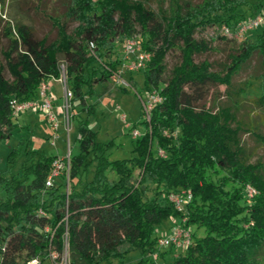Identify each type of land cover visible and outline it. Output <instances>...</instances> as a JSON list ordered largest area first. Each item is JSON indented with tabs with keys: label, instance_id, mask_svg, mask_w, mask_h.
I'll use <instances>...</instances> for the list:
<instances>
[{
	"label": "trees",
	"instance_id": "16d2710c",
	"mask_svg": "<svg viewBox=\"0 0 264 264\" xmlns=\"http://www.w3.org/2000/svg\"><path fill=\"white\" fill-rule=\"evenodd\" d=\"M156 2L154 9L149 0H67L61 12L48 16L52 38L35 36L20 20L0 25L7 39L0 50V139L14 126L11 101L34 99L40 82L61 75V65L72 92L68 117L75 116V101L93 108L85 97L92 84L112 79L121 64V52H114L127 38L148 52L140 69L146 86L161 96L148 118L142 110L145 130L134 138L130 158L109 160L106 143L83 119L79 151L50 185L45 181L56 154L25 148L18 163L19 149L9 152L7 168L0 170V264L41 263L52 252L57 264H124L133 249L141 256L127 264H152L150 256L163 253L153 231L167 218L204 228L200 236L189 230L190 241L168 264H264V160L254 158L242 137L264 144L258 121L244 109L250 102L264 114V29L242 36L216 68L205 57L195 60L212 48L211 38L197 33L216 25L220 38L228 35L222 29L246 18L237 8L247 0ZM69 22L75 25L69 28ZM172 49L178 59L167 69ZM254 54L260 70L234 81ZM217 84L224 99L206 105ZM181 189L191 200L178 210L169 194Z\"/></svg>",
	"mask_w": 264,
	"mask_h": 264
},
{
	"label": "rangeland",
	"instance_id": "374dc122",
	"mask_svg": "<svg viewBox=\"0 0 264 264\" xmlns=\"http://www.w3.org/2000/svg\"><path fill=\"white\" fill-rule=\"evenodd\" d=\"M156 1L149 0L150 5L154 9L157 7ZM163 1L166 3L167 0ZM66 2L67 0H5L3 6L0 5V25L4 20H10L11 22L20 20L31 25L35 36L52 38L55 36V29L52 27L48 16L53 15L54 12H61ZM259 2L262 4L259 6V9H264V0H247L246 4L237 8V12L243 14L245 17L251 16L255 11L259 10L257 8L253 9ZM262 19H264V14H262ZM73 25H75V22H69V28ZM261 29H264V20H262V23L256 29L246 32L245 35L251 37L255 31ZM220 33V28L216 25L205 27L197 33L198 36L205 37L206 39L211 38L212 48L205 53L195 55V60L205 57L217 68L221 62L227 59L229 53L236 50L238 44L243 39L242 37L237 38L232 34L220 38ZM6 44L7 39L0 30V50ZM122 48L123 45L114 53H120ZM177 59V50H169L165 58L166 68L169 69ZM0 60H2L1 54ZM259 70L258 57L254 54L234 76V81L243 80L245 77ZM5 75L9 76L7 71H5ZM122 77L130 83L127 89L120 88V85L116 84L113 79L92 84L93 90L86 95L85 102L93 104V108L88 110L83 107L81 102L75 101L76 103L72 108L75 116L68 117V119H66L64 109L62 108L64 103L63 87L60 82H53L51 91L54 100L51 110L58 122L57 127L55 128L47 120V109L40 108L39 106L13 113L11 118L14 126L11 134L7 138L0 139V170L7 168V156L13 148H18L20 151L18 163L23 158L21 153L25 148L38 149L45 155L56 154L60 158L76 154L79 151L77 137L78 124L81 119L87 120L89 127L95 131V138L97 140L106 143L105 155L109 160L132 157L135 154L133 151L134 138L145 130L142 102L146 94L154 90V86L151 84L148 87L146 86L142 69L124 70ZM255 83L257 84V82ZM160 86L159 84L158 87L160 88ZM223 89V86L220 84L212 86L204 99L206 105L213 98L215 100L218 98V101H222L224 99ZM83 90L89 92L87 83L83 85ZM35 98L41 101L42 95L38 92ZM249 103L244 109L246 111L250 110L252 119L258 121L260 131L264 132V114L259 113ZM56 106L61 109L58 111ZM134 130L138 132L136 135L133 134ZM55 134H57V137L53 138L52 136ZM242 137L247 147L254 153V158L264 160V144L256 142L248 134H243ZM10 169L11 171H15L16 166L10 167ZM105 172L108 177H114L111 169H106ZM54 178L60 180L57 176ZM175 220L177 218L163 220L155 227L153 236L169 233ZM185 228L193 231L197 236L204 234V228L201 226L191 224ZM179 250V246L175 245L158 247V251L163 253L158 256L152 254L150 256L153 261L152 264H168L172 260L173 255ZM140 256L141 254L138 250H129L125 253L123 262L124 264L134 262ZM116 263L117 260L114 259L112 264ZM41 264H50L49 258H45Z\"/></svg>",
	"mask_w": 264,
	"mask_h": 264
},
{
	"label": "built area",
	"instance_id": "2783aa9c",
	"mask_svg": "<svg viewBox=\"0 0 264 264\" xmlns=\"http://www.w3.org/2000/svg\"><path fill=\"white\" fill-rule=\"evenodd\" d=\"M262 13L261 12H255L253 15L248 16L246 18L240 19L236 21L233 28H227L224 27L222 31L225 34H232L235 37H242L245 35L246 32L258 27L262 23ZM123 48L121 51V64L119 68L115 71L114 75L112 76V79L114 82L118 85L122 86H129L128 81L122 77V73L124 70H136L144 67L146 64V61L149 57L148 52L141 49L140 45L138 44L135 37L127 38L122 42ZM90 48L93 47V43H89ZM62 72L59 76V80L63 83V96H64V103L62 105V108L64 109L66 119H68V108H69V99L72 96V92L69 89V87L65 83L64 79V73H63V65H61ZM48 84L45 81L40 82L38 91L42 95L41 101L37 99H28L24 101H16L15 99L11 101V106L13 113L19 112L21 110L31 108L34 106H39L40 108L47 109V120L56 128L58 125V122L56 120V117L54 113L52 112V98L47 93ZM161 100V96L155 91H149L146 94L145 99L142 102L143 105V111L146 115V118H148V112L153 104ZM138 132L136 130L133 131V134L136 135ZM53 138L57 137V134L52 136ZM161 153V152H160ZM68 166V156H64L62 158L56 157L52 161V168L50 173L48 174L46 178V185H50L52 182L53 177L58 175L62 168H67ZM248 194L253 193V189L250 187H247ZM170 201L173 202L174 206L181 210L185 202H188L191 200V193L188 192L185 189H181L179 191H174L169 194ZM172 230L165 234V235H159L157 238V246H169V245H175L182 247L186 245L191 238L189 229H186L181 224L174 223L171 226ZM55 257L56 254L54 252L50 253L49 259L52 261V264L55 263ZM30 264H41L37 258H33L30 261Z\"/></svg>",
	"mask_w": 264,
	"mask_h": 264
},
{
	"label": "crops",
	"instance_id": "0c3cea01",
	"mask_svg": "<svg viewBox=\"0 0 264 264\" xmlns=\"http://www.w3.org/2000/svg\"><path fill=\"white\" fill-rule=\"evenodd\" d=\"M45 82L48 84V89H47V93L51 96V98H52V102H53V93H52V91H51V88H52V85H53V82H60L61 83V85H62V87H63V83H62V81L61 80H59V77H57V78H55V77H48L46 80H45ZM63 90V89H62ZM39 91H37V93H38ZM34 99H36L35 97H34ZM56 109L59 111L61 108L60 107H57L56 106ZM49 261H50V264H52V261L49 259Z\"/></svg>",
	"mask_w": 264,
	"mask_h": 264
}]
</instances>
